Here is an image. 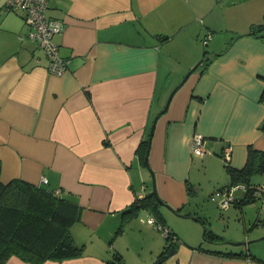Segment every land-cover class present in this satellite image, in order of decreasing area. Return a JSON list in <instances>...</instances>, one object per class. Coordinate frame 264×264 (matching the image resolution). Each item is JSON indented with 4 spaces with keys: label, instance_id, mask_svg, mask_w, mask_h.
<instances>
[{
    "label": "crops",
    "instance_id": "0c3cea01",
    "mask_svg": "<svg viewBox=\"0 0 264 264\" xmlns=\"http://www.w3.org/2000/svg\"><path fill=\"white\" fill-rule=\"evenodd\" d=\"M6 1L0 0V180L58 190L80 207L71 234L82 253L40 264H151L159 257L158 264H264V195L231 203L223 210L237 224L196 244L194 224L179 230L167 221H201L188 207L199 208L206 192L205 212L217 214L209 194L232 180L221 157L226 144L234 168L244 166L249 147L264 150V0H48L50 15L64 23L53 36L68 61L61 75L48 72L43 50L23 37L21 13ZM203 57L149 141L154 116ZM194 132L205 137L199 156L191 153ZM144 141L159 196L183 215L161 204L162 220L144 208L123 215L152 192L138 150ZM256 174L251 185L264 192V173ZM148 215L176 240L155 232ZM169 243L174 251L165 256ZM1 264L32 263L11 255Z\"/></svg>",
    "mask_w": 264,
    "mask_h": 264
},
{
    "label": "trees",
    "instance_id": "16d2710c",
    "mask_svg": "<svg viewBox=\"0 0 264 264\" xmlns=\"http://www.w3.org/2000/svg\"><path fill=\"white\" fill-rule=\"evenodd\" d=\"M147 143L142 142L138 148L143 161ZM226 167L232 177L231 184L245 185V194L239 197L238 201H249L253 198L251 176L264 173V150L249 147L243 167L234 168L230 163H226ZM159 206L150 191L144 197L135 199L122 213L130 215L144 208L157 220H162ZM176 210L179 212V209ZM79 212L80 207L76 202L59 193L54 194L53 190L41 185L21 178H14L5 183L0 180V264L11 255L32 264L80 255L83 247L74 241L71 234V226L78 220ZM195 218L198 219V216ZM201 222L205 239L216 236L214 232L209 231L206 221L201 219ZM122 228L123 223L116 232ZM170 246L169 243L167 247Z\"/></svg>",
    "mask_w": 264,
    "mask_h": 264
},
{
    "label": "built area",
    "instance_id": "2783aa9c",
    "mask_svg": "<svg viewBox=\"0 0 264 264\" xmlns=\"http://www.w3.org/2000/svg\"><path fill=\"white\" fill-rule=\"evenodd\" d=\"M5 5L8 10L21 13L22 20L27 27V31L23 37H27L35 42L37 46L43 50L47 60L46 69L48 72L56 75L63 74L66 71L68 61L60 54L59 46L53 41V36L62 33L64 30V23L50 15L48 0H7ZM209 36L208 34L207 37ZM203 42L205 43L206 41L204 40ZM190 148L192 155L195 156L202 155L206 151L205 137L202 133L194 132L192 134ZM231 152L232 145L226 144L221 152V157L224 162L230 163ZM251 187L253 188V196L260 197L264 195L260 186L251 185ZM239 189L244 191L245 185L236 183L223 186L212 191L210 198L218 204L220 209H226L231 203L239 200L236 194ZM53 193L58 194V190H53ZM147 221L152 223L171 241L176 240V236L171 232L170 228L156 222L152 215H148ZM112 264L124 263L121 261H114Z\"/></svg>",
    "mask_w": 264,
    "mask_h": 264
},
{
    "label": "rangeland",
    "instance_id": "374dc122",
    "mask_svg": "<svg viewBox=\"0 0 264 264\" xmlns=\"http://www.w3.org/2000/svg\"><path fill=\"white\" fill-rule=\"evenodd\" d=\"M258 175H260V174L254 175L255 181H257L256 176H258ZM206 193H203V195H201L200 198L198 199V207L199 208H197L194 205H191L190 207H188L190 209H188V208H186V209H188L191 212L195 211V213L198 214L200 218H203V220L206 219L207 227L211 233L214 231L216 233H219L220 235H224L223 233L226 230V228L231 227L232 225H236L239 218L235 217L234 220H231L229 217L230 213L223 210V209L218 208L219 206L217 207V214H215L213 216H208V214L205 212L207 207H209L208 203L206 202V198H205ZM210 194H211V192H210ZM210 194H209V196H210ZM202 207H204V208H202ZM195 217H196V215H195ZM195 217H192V218L195 219ZM167 221H168V224L170 226L173 225V227H175L176 229H179V230H181V229L188 230L192 226L191 224H194L197 228V234L193 240L194 241L193 243L196 244V243H199L200 241H203L205 239L202 235V230L204 229V226L200 220L193 221L192 219H184V218L176 217L175 221H173L172 219H169ZM186 224H190V225H186ZM153 230H155V232H157L162 237H164V235L159 230H156L155 228H153ZM151 237L153 239H155V236L153 235V233L151 234ZM225 241H229V240L227 238H225ZM139 247H140V244L136 243V248H139ZM155 260L151 264H153L155 262Z\"/></svg>",
    "mask_w": 264,
    "mask_h": 264
},
{
    "label": "water",
    "instance_id": "95a60500",
    "mask_svg": "<svg viewBox=\"0 0 264 264\" xmlns=\"http://www.w3.org/2000/svg\"><path fill=\"white\" fill-rule=\"evenodd\" d=\"M206 57H203L201 60H199L198 62H196L186 73L185 75L183 76V78L180 80V82L172 89V91L170 92L167 100H166V103L164 105V107L162 108V110L160 112H158V114H156L153 118V121L151 123V127H150V135H149V141H150V138H151V135H152V132L154 130V127H155V124H156V121L158 119V117L161 115V113H163L165 111V109L167 108L169 102H170V99L172 97V95L174 94V92L184 83V81L187 79V77L194 71V69H196L200 63H202L201 61L205 60ZM150 143V142H149ZM148 149H149V145H148ZM147 153H148V150H147ZM145 154V158H144V161H145V165L149 168L150 172H151V175H152V193H153V196L156 198V200L159 202V204L169 208L170 210H172L173 212H175L177 215H183L181 213H179L176 208H173L171 205H169L167 202H165L158 194L157 192V189H156V183H155V176H154V171L150 168L149 164H148V160H147V155L148 154ZM249 240H246V241H224L226 243H229V244H235V245H241V244H245V243H248ZM174 251V249L171 247L169 249V251L165 254V256H168L170 255L172 252ZM161 261V258H157V260H155V262L153 264H158L159 262Z\"/></svg>",
    "mask_w": 264,
    "mask_h": 264
}]
</instances>
